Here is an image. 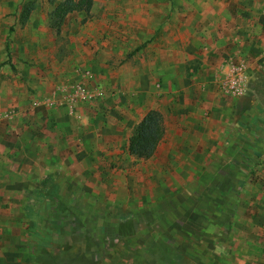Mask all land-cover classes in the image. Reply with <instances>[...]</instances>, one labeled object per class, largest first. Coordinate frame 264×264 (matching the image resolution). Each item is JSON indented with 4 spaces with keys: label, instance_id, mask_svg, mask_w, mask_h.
Here are the masks:
<instances>
[{
    "label": "crops",
    "instance_id": "obj_1",
    "mask_svg": "<svg viewBox=\"0 0 264 264\" xmlns=\"http://www.w3.org/2000/svg\"><path fill=\"white\" fill-rule=\"evenodd\" d=\"M22 12L0 10V264L99 262L83 242L94 227L113 252L97 264H139L116 262V229L140 234V214L159 232L129 249L148 264H264V0L112 5L59 33L44 10ZM240 62L246 93L222 94ZM75 83L96 99L63 102ZM151 110L164 137L137 159L129 138Z\"/></svg>",
    "mask_w": 264,
    "mask_h": 264
},
{
    "label": "rangeland",
    "instance_id": "obj_2",
    "mask_svg": "<svg viewBox=\"0 0 264 264\" xmlns=\"http://www.w3.org/2000/svg\"><path fill=\"white\" fill-rule=\"evenodd\" d=\"M4 1L5 0H0V7H1L0 10H4V8H6V7L8 10H25V15L23 14V16H21V19H22V17L25 18L24 20L27 19L26 17L29 15L28 13H30L31 10H44L48 14L49 24L51 27L52 12L64 0H11V4H9V5L6 4V7H2V4ZM112 5L116 6V10H145V0H139L137 2V8L136 9H135L134 0H116V4L114 3V0H99L97 5L91 10H104L105 7H111ZM155 9L161 10L160 6L157 4L156 5L154 4V10ZM169 10H175V6L170 5ZM26 14H28V15H26ZM89 16H90V14L85 15L84 13L79 14L78 12L72 13V14H69L68 17H66V19L64 20L62 25L64 26V25L68 24V22H69V24H71V23H74V21L75 22L80 21L83 23L89 18ZM12 30H13V28H12ZM52 31L56 32V30H54V29H52ZM128 56L129 55H126L125 58H127ZM117 213L122 214L121 211L116 212V214ZM139 218H140L141 224H140V226H139V224H137V226H138V228H140V234H138L136 236L133 235L134 238L136 237V240L133 237L125 238V237L119 236L117 229H116V262L117 263L132 262V263H139L140 264V262H143V263L145 262L146 264H148V260H147L148 256L145 255L143 250H140V252L136 253V251L130 250L129 247L130 246H132V247L137 246V247L141 248L143 246V244L142 245H140V244L145 239L146 236L150 235V233H153L154 235H156L155 233L159 232V231H157V229H153L154 231L152 229H150V227H149L150 223L148 224V222L145 220L144 215L140 214ZM117 223H118V221L116 218V224ZM94 226L95 225H93V227ZM93 230L95 232H91L90 233L91 235H89V236H91L90 240L93 241V244H90V241L87 239L84 240L83 242L85 243V246L89 250L93 249V248L94 249L96 248L98 250L99 262H101V263L102 262H108L109 263L111 261V259L113 258L112 244L107 243V240H106V242H104L103 245H101L100 233L97 231V229L95 227ZM109 231L110 230L108 229V231L106 233L107 238H109V236H110ZM71 236H72V238L74 237L73 235H71ZM29 237L30 238L28 240V246H32L34 244L33 241L31 240L32 236L30 235ZM92 237H93V239H91ZM72 238H68L67 241L69 242L70 239H72ZM139 238H142L140 242L138 241ZM60 241L62 242V238H60ZM119 241L121 243L124 241L125 243H122L120 245V243H118ZM97 243H99V244H97ZM18 246H20V245H18ZM35 246H37V244ZM15 247H16V245H15ZM28 249H29V247H28ZM118 252L120 254H118ZM15 256H10L9 264H12V261L15 260ZM73 256L76 259L77 256L76 255H73ZM17 257H18V259H20L21 264H30L31 263L30 260L33 259V257H30L29 255H27V256L18 255ZM73 262H75V260ZM99 262H97L96 260H94L92 258V261L89 260L88 263L89 264H97Z\"/></svg>",
    "mask_w": 264,
    "mask_h": 264
},
{
    "label": "trees",
    "instance_id": "obj_3",
    "mask_svg": "<svg viewBox=\"0 0 264 264\" xmlns=\"http://www.w3.org/2000/svg\"><path fill=\"white\" fill-rule=\"evenodd\" d=\"M95 0H64L61 2L51 15V27L60 32L62 24L69 14L77 12H86L87 14L93 8ZM25 15V10L22 12ZM27 15V14H26ZM22 19H25L22 17ZM164 125L162 115L157 110L149 111L145 117L133 128L132 134L129 138L128 151L129 154L136 157L137 159H149L151 158L164 137ZM33 229L40 232L43 229V224L34 222L30 225ZM124 231L129 233L133 229L132 223L124 224ZM123 233V231H122ZM38 238V247L43 248L46 251L48 249L50 241L48 238ZM40 240V241H39ZM154 246L159 249L163 247V243H154ZM162 246V247H161ZM166 256V255H165ZM40 262H44V256L39 257Z\"/></svg>",
    "mask_w": 264,
    "mask_h": 264
},
{
    "label": "built area",
    "instance_id": "obj_4",
    "mask_svg": "<svg viewBox=\"0 0 264 264\" xmlns=\"http://www.w3.org/2000/svg\"><path fill=\"white\" fill-rule=\"evenodd\" d=\"M85 74L89 75L88 72H85ZM248 80L247 66L244 62H240L232 66L231 72L218 83V88L224 95L241 97L246 93ZM65 97L66 99H63V102L66 101L74 105L77 103L85 105L87 103H92L96 99V92L90 90L83 83H75L69 88ZM46 104L54 106L56 105V101ZM39 105L40 102L38 101L33 103V106Z\"/></svg>",
    "mask_w": 264,
    "mask_h": 264
}]
</instances>
